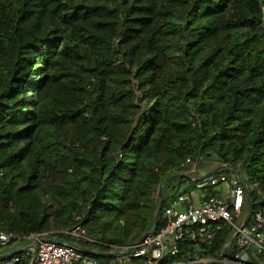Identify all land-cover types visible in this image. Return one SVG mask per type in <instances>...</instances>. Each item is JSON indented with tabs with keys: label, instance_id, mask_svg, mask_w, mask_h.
I'll list each match as a JSON object with an SVG mask.
<instances>
[{
	"label": "trees",
	"instance_id": "trees-1",
	"mask_svg": "<svg viewBox=\"0 0 264 264\" xmlns=\"http://www.w3.org/2000/svg\"><path fill=\"white\" fill-rule=\"evenodd\" d=\"M187 159L251 175L264 217V0H0V232L19 239L0 256L80 226L117 264ZM231 232L165 264L218 260Z\"/></svg>",
	"mask_w": 264,
	"mask_h": 264
},
{
	"label": "built area",
	"instance_id": "built-area-1",
	"mask_svg": "<svg viewBox=\"0 0 264 264\" xmlns=\"http://www.w3.org/2000/svg\"><path fill=\"white\" fill-rule=\"evenodd\" d=\"M187 167L189 170L184 175L188 182L175 189L174 196L165 197L161 228L157 231L156 227L139 243L111 247L107 253L115 254L117 264H165L166 260L178 257L182 245L192 243L197 247L211 240L212 228L224 223L235 232L225 260L196 258L189 263L264 264V217L260 211L253 216L246 212V187L240 176L231 168L207 176V171L198 170L196 163L189 159L182 164L183 169ZM247 187L250 192L256 189L249 181ZM64 235L75 245H99L80 226L66 230ZM18 240L14 234L0 232L2 247ZM32 250L34 257L29 264H98L75 247L47 238L40 239ZM18 261L12 257L2 264Z\"/></svg>",
	"mask_w": 264,
	"mask_h": 264
},
{
	"label": "water",
	"instance_id": "water-1",
	"mask_svg": "<svg viewBox=\"0 0 264 264\" xmlns=\"http://www.w3.org/2000/svg\"><path fill=\"white\" fill-rule=\"evenodd\" d=\"M225 168H231L238 176H240V178L242 179L245 187H246V191H247V208H246V212H251V200H250V192L248 190V181L247 179L244 177V175L242 174L241 170L239 167H232V166H228V165H225V166H218V167H215L214 169H211L210 171H208L206 174L207 176H210L212 174H215L219 171H222L224 170ZM184 175L183 174H176V175H173L169 178H167L166 180L163 181V183L159 186L158 188V192H157V197H156V206H155V212H154V215H153V222H152V226L151 228L145 232L140 238L139 240L136 242V243H139L145 236H147L149 233H151L156 227H157V224H158V218H159V215H160V210H161V206H162V190L164 188L165 185H167L168 183H170L171 181L173 180H176L178 178H182ZM234 231H232L230 237H229V240L227 241L223 251H222V254H221V257L220 259L223 261L225 260V257H226V253L232 243V240H233V237H234ZM43 238H49L48 235H44V234H41V235H36L34 236V238L32 239V241L26 246L24 247L23 249L21 250H25V251H29V250H32L33 247L36 245V243L40 240V239H43ZM61 244H67V245H70V246H73L75 247L76 249L80 250L82 253H84L85 255H89V256H92V257H98V256H102V254L98 253V252H95V251H91L89 249H86V248H83L79 245H75L73 243H70V242H67V241H61L59 242ZM135 243V244H136ZM16 252H11V253H6L5 255H1L0 256V263L5 261L7 258H10L12 257ZM107 256H111L113 257L115 254H112V253H107L105 254Z\"/></svg>",
	"mask_w": 264,
	"mask_h": 264
},
{
	"label": "rangeland",
	"instance_id": "rangeland-1",
	"mask_svg": "<svg viewBox=\"0 0 264 264\" xmlns=\"http://www.w3.org/2000/svg\"><path fill=\"white\" fill-rule=\"evenodd\" d=\"M216 164H214V163H207V164H204V165H202V167L201 166H198L197 167V165H196V168L198 169V170H203V171H209V170H211V168H213L214 166H215ZM186 170H189V168L187 167V169H184L181 173H179V174H183L184 175V173H185V171ZM248 180H249V184L253 187V188H255L256 187V181L253 179V177L251 176V175H249L248 176V178H247ZM157 197V196H156ZM66 231V230H65ZM65 231H62V233H64ZM12 248V249H11ZM20 247H19V245L17 244V242L16 243H13L11 246H10V250H18ZM29 252V254H30V260H32V258L34 257L33 256V254H34V251L33 250H29L28 251ZM171 264H174V262H172Z\"/></svg>",
	"mask_w": 264,
	"mask_h": 264
},
{
	"label": "crops",
	"instance_id": "crops-1",
	"mask_svg": "<svg viewBox=\"0 0 264 264\" xmlns=\"http://www.w3.org/2000/svg\"><path fill=\"white\" fill-rule=\"evenodd\" d=\"M210 171V170H209ZM208 172V171H207ZM12 249V248H11ZM13 251H15V250H10V249H8L7 250V253H11V252H13Z\"/></svg>",
	"mask_w": 264,
	"mask_h": 264
}]
</instances>
